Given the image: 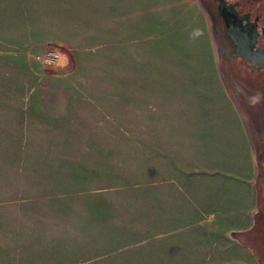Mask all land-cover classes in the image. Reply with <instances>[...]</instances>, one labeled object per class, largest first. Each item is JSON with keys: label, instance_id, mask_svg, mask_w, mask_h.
I'll return each instance as SVG.
<instances>
[{"label": "rangeland", "instance_id": "obj_1", "mask_svg": "<svg viewBox=\"0 0 264 264\" xmlns=\"http://www.w3.org/2000/svg\"><path fill=\"white\" fill-rule=\"evenodd\" d=\"M238 69L199 0H0V264H170L215 166L264 160Z\"/></svg>", "mask_w": 264, "mask_h": 264}, {"label": "crops", "instance_id": "obj_2", "mask_svg": "<svg viewBox=\"0 0 264 264\" xmlns=\"http://www.w3.org/2000/svg\"><path fill=\"white\" fill-rule=\"evenodd\" d=\"M247 143L249 168L242 181L227 160L215 166L226 168L217 183L197 187L210 189L211 197L196 193L193 213L201 219L194 234L171 250L170 264H264V160H257L248 138ZM207 213L210 218L203 219Z\"/></svg>", "mask_w": 264, "mask_h": 264}, {"label": "flooded vegetation", "instance_id": "obj_3", "mask_svg": "<svg viewBox=\"0 0 264 264\" xmlns=\"http://www.w3.org/2000/svg\"><path fill=\"white\" fill-rule=\"evenodd\" d=\"M231 72H264V0H199Z\"/></svg>", "mask_w": 264, "mask_h": 264}]
</instances>
